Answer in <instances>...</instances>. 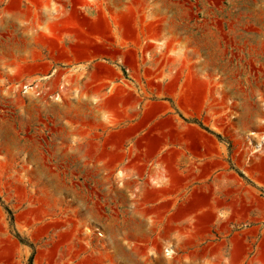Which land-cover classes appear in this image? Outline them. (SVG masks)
I'll use <instances>...</instances> for the list:
<instances>
[{
	"label": "rangeland",
	"instance_id": "374dc122",
	"mask_svg": "<svg viewBox=\"0 0 264 264\" xmlns=\"http://www.w3.org/2000/svg\"><path fill=\"white\" fill-rule=\"evenodd\" d=\"M74 53L117 62L132 89L153 83L181 125L219 142L179 197L243 215L264 254V0H0V264H163L167 244L190 236L163 233L153 187L100 182L61 143L93 128L67 88L92 68L73 72Z\"/></svg>",
	"mask_w": 264,
	"mask_h": 264
},
{
	"label": "crops",
	"instance_id": "0c3cea01",
	"mask_svg": "<svg viewBox=\"0 0 264 264\" xmlns=\"http://www.w3.org/2000/svg\"><path fill=\"white\" fill-rule=\"evenodd\" d=\"M77 56L74 53L77 64L72 71L88 72L90 57ZM91 67L82 81H74L67 88L79 90L93 128L67 130L64 134L68 140L61 143L66 144L69 151L83 154V159L99 172L100 182L153 187L147 206L153 218L163 219V233L190 235L178 238L177 244L171 241L167 244L165 251L168 248L169 256H165L163 264H264L262 235L248 233L246 225L236 223V218L243 215L219 209L216 204L203 208L194 198L179 197L188 190L189 183L193 187L195 184L194 179L188 177V168L197 170L204 156L205 159L218 156L203 150L217 149L219 142L207 139L201 130L188 131L181 125L170 113L169 105L155 100L153 83L142 81L144 88L139 85L132 89L129 77L114 61ZM66 103L76 105L74 93L68 94ZM168 203L170 206L164 207ZM132 207L134 209L135 205ZM136 211L140 212L138 208ZM108 213L113 220L121 216L119 197ZM111 230L121 232L122 228L115 224ZM207 234H211V238H205ZM194 242L211 245L197 250L195 258L188 260V254L185 251L180 254V250L187 251Z\"/></svg>",
	"mask_w": 264,
	"mask_h": 264
}]
</instances>
